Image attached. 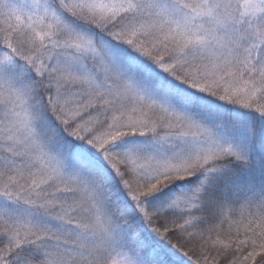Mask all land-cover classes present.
Returning <instances> with one entry per match:
<instances>
[{
	"label": "snow or ice",
	"instance_id": "6c2138e0",
	"mask_svg": "<svg viewBox=\"0 0 264 264\" xmlns=\"http://www.w3.org/2000/svg\"><path fill=\"white\" fill-rule=\"evenodd\" d=\"M0 264H264V0H0Z\"/></svg>",
	"mask_w": 264,
	"mask_h": 264
}]
</instances>
